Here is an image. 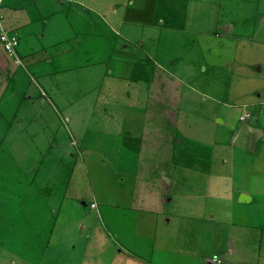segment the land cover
<instances>
[{"label": "rangeland", "instance_id": "rangeland-1", "mask_svg": "<svg viewBox=\"0 0 264 264\" xmlns=\"http://www.w3.org/2000/svg\"><path fill=\"white\" fill-rule=\"evenodd\" d=\"M94 1L0 41V264H264V0H116L115 32Z\"/></svg>", "mask_w": 264, "mask_h": 264}, {"label": "crops", "instance_id": "crops-1", "mask_svg": "<svg viewBox=\"0 0 264 264\" xmlns=\"http://www.w3.org/2000/svg\"><path fill=\"white\" fill-rule=\"evenodd\" d=\"M56 1H57V3H55L54 6L52 4L51 7H49L48 3L45 4V2L43 0H4V2L2 4L3 5L2 10H0V14H2V16L4 17V25L7 29L11 30L12 32L17 33L18 30H22V29L26 30L27 28H31V30L28 32V34L32 36V34H34V31L32 28H34V26H35L33 24H35L37 21L36 20L37 17L34 15V13L32 11L39 13L40 19L42 20L43 24L48 26L50 23V19H48L47 16L44 17V15L46 13H49L48 10L52 11V12H57V10H58L57 7H61L62 5L65 6L66 5L65 3L67 1L77 2V0H56ZM137 1L138 0H131V3H129V5L133 6V4H136ZM152 1L158 2L157 7L160 4V6L164 9L163 14H165V13L168 14V12H169V14H174V13H170V11H168V10H170L172 8H176L177 6L185 7L186 10H188V11H189L190 7L191 8L192 7L197 8L198 10L201 9L200 10L201 12H202V10L209 9L212 13H214L215 16L218 13H221V11L218 10V7H219V9L221 7L220 6L221 0H184L183 3H180V1H182V0H169V1H167L169 3V6H166V0H152ZM96 2H97V0L94 1L93 5H92L93 8L90 7L91 10H94L95 13L100 14L103 19H105L106 14H107V17L112 16V17H110L111 19H108V22L106 21L105 23L110 24V26L112 27V30L115 32L117 29L115 26V22H116L115 15L119 12L121 6H123V5L125 6L126 3L120 2V5L119 4L116 5V3H117L116 0H112V1L109 0L107 2H104L103 5L102 4L99 5V3H98V9H97L95 7ZM76 6L77 5L74 4V6H72V7H76ZM99 6H101V10H103V11H100ZM137 7L141 8L142 3H139V5ZM86 8H84L82 10H80L78 8L76 13L78 12L82 16L84 13L86 14V11H85ZM145 9L148 10V8H145ZM138 11H140V10H138ZM163 14H157V13L155 14L157 16V22L158 23L161 22L162 24H160V25L164 26L165 28H166L167 24H169V25L171 24L173 26L174 21H172V18L171 19L168 18V20H166L165 15H163ZM124 17H125L124 21L130 22L131 26H133L134 29L135 28L140 29V25H142V23H146L145 18L142 15H138V12L136 14H134V12H132V8H128V9L126 8ZM150 22L153 23L152 20ZM157 22L155 21L156 25H157ZM82 23L83 22H80L78 25H83ZM168 28H169V26H168ZM42 37H44V35ZM125 38H127V37H125ZM147 53L148 52L144 53V55L142 56V59L135 56V58L132 59V61H130V63L141 62V64H142L143 62H147V60H144L146 57L150 58L149 53L148 54ZM6 55L9 56L8 54H6ZM136 57H137V59H136ZM31 60H32L31 57H29L28 62H31ZM4 64H6V63L3 61V65ZM145 70L147 71L146 73H148V69H145ZM132 74H133V72L130 75L133 76ZM144 76H148V74L147 75L141 74L142 78ZM151 78H152V76H151ZM246 113L251 114L249 117L253 116V112H251V111H248ZM222 122H225V119H223ZM257 127H259V126H257ZM248 129H249V134H245L243 136V138H242L243 141H245L247 143L248 142L253 143V141L258 142L261 139H263V141H264V130L256 128L253 123L248 126ZM256 134H258V136ZM256 136L258 138L257 140H256ZM240 195H241V197H240ZM236 197H237V199L240 197L241 198L240 201L242 203H248L249 205H251V204L255 205L254 203L258 202L256 195L249 193V192H246V191H240ZM93 203H96L95 200H94V202H92V206L97 207V205L95 206V205H93ZM145 211H146L145 212L146 215L148 212V217L145 216L146 218L144 217V219L142 220V223L144 222L145 219L147 221L153 220L151 217L154 216L156 213H159V211H161V210H159L158 208L156 209L155 207L154 208L149 207ZM162 213L165 216L164 220L166 222L172 221V218L170 217V215L166 214V211L164 209H162ZM134 255H135L134 253H130V256L128 259L129 264H158L155 261L148 260V259H147L148 261H144L143 259H140V262H142V263H140V262H138L137 258L136 259H134V257L131 258ZM219 259L220 258L218 257L215 260H208V264H223L224 261L222 259H220L221 262H219L218 261Z\"/></svg>", "mask_w": 264, "mask_h": 264}, {"label": "built area", "instance_id": "built-area-1", "mask_svg": "<svg viewBox=\"0 0 264 264\" xmlns=\"http://www.w3.org/2000/svg\"><path fill=\"white\" fill-rule=\"evenodd\" d=\"M3 2L4 0H0V6L3 4ZM0 41L11 56H17L16 47L19 44V37L16 33L12 32L11 30L5 27L4 17L2 16V14H0ZM250 115V113H246L241 116V119L244 120ZM93 205L96 206L95 203H93ZM218 261L221 262L220 259Z\"/></svg>", "mask_w": 264, "mask_h": 264}, {"label": "trees", "instance_id": "trees-1", "mask_svg": "<svg viewBox=\"0 0 264 264\" xmlns=\"http://www.w3.org/2000/svg\"><path fill=\"white\" fill-rule=\"evenodd\" d=\"M138 63H141V62H138ZM149 73V72H148ZM149 76V75H148ZM151 77V76H150Z\"/></svg>", "mask_w": 264, "mask_h": 264}, {"label": "water", "instance_id": "water-1", "mask_svg": "<svg viewBox=\"0 0 264 264\" xmlns=\"http://www.w3.org/2000/svg\"><path fill=\"white\" fill-rule=\"evenodd\" d=\"M258 131V130H257Z\"/></svg>", "mask_w": 264, "mask_h": 264}]
</instances>
